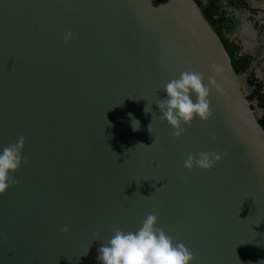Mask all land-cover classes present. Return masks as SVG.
Here are the masks:
<instances>
[{"label":"water","instance_id":"water-1","mask_svg":"<svg viewBox=\"0 0 264 264\" xmlns=\"http://www.w3.org/2000/svg\"><path fill=\"white\" fill-rule=\"evenodd\" d=\"M185 70L214 79L212 114L177 138L155 102ZM251 89L196 0H0V150L23 137L26 157L0 193V264H98L148 214L192 264H264ZM200 152L221 159L185 168Z\"/></svg>","mask_w":264,"mask_h":264},{"label":"clouds","instance_id":"clouds-1","mask_svg":"<svg viewBox=\"0 0 264 264\" xmlns=\"http://www.w3.org/2000/svg\"><path fill=\"white\" fill-rule=\"evenodd\" d=\"M71 37V31L65 34L66 45ZM209 83L215 84L214 79L209 77ZM209 83H205L202 73L185 70L178 78L164 85V98H158L155 102L160 113L158 119L167 121L175 129L174 135L177 138L185 132L184 126L190 125L195 118L207 120L211 116ZM144 111L152 112L149 103L145 105ZM152 114L154 117L155 113ZM128 115L132 117L131 113ZM132 127L133 131L139 130V121L135 118L132 119ZM23 145L24 139L21 137L16 143L0 150V193L13 180L11 173L18 170L26 160ZM220 159L221 155L217 153L200 152L198 158L189 154L184 160V167L189 170L193 167L208 170ZM158 221L156 215L148 214L134 231L114 229L113 235L97 249L98 264H192L193 253L183 242L175 241L159 227ZM63 230L68 231L69 226L65 225Z\"/></svg>","mask_w":264,"mask_h":264},{"label":"flooded vegetation","instance_id":"flooded-vegetation-1","mask_svg":"<svg viewBox=\"0 0 264 264\" xmlns=\"http://www.w3.org/2000/svg\"><path fill=\"white\" fill-rule=\"evenodd\" d=\"M219 9L226 11L228 17H236L237 29L226 36L239 45L238 53L240 55L251 56V66L247 72L249 76L254 71L264 83L259 75L258 66H256L257 61L264 57V0H219ZM256 37L259 43L263 42L260 44L261 46H257L253 42Z\"/></svg>","mask_w":264,"mask_h":264},{"label":"trees","instance_id":"trees-1","mask_svg":"<svg viewBox=\"0 0 264 264\" xmlns=\"http://www.w3.org/2000/svg\"><path fill=\"white\" fill-rule=\"evenodd\" d=\"M201 7V10L210 22L213 29L221 37L227 51L232 57L233 65L238 73L248 72L251 66V56L248 54L240 55L238 53L239 45L230 40L226 34L235 32L238 26L236 17H228L226 11L219 9V0H196ZM249 84L251 85V94L249 99H257L259 107L263 109V115L260 118V123L264 127V83L252 71L249 76Z\"/></svg>","mask_w":264,"mask_h":264},{"label":"rangeland","instance_id":"rangeland-1","mask_svg":"<svg viewBox=\"0 0 264 264\" xmlns=\"http://www.w3.org/2000/svg\"><path fill=\"white\" fill-rule=\"evenodd\" d=\"M246 23V22H245ZM245 25V24H244ZM246 26H247V23H246ZM249 26V25H248ZM245 37V36H244ZM246 38H248V37H246ZM256 40H253V42L258 46H261L260 44L261 43H263V42H260L259 43V40H258V38L256 37L255 38ZM256 66H258V71H259V75L262 77H264V57H261L258 61H257V63H256ZM263 80V79H262ZM251 94V90H249V95Z\"/></svg>","mask_w":264,"mask_h":264}]
</instances>
